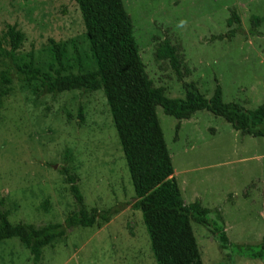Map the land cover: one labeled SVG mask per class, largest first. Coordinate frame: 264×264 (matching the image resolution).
<instances>
[{"label": "rangeland", "instance_id": "rangeland-1", "mask_svg": "<svg viewBox=\"0 0 264 264\" xmlns=\"http://www.w3.org/2000/svg\"><path fill=\"white\" fill-rule=\"evenodd\" d=\"M122 2L132 20L145 73L155 87L165 89L166 96L184 97L169 64L154 59L156 45L168 36L182 46L190 70L184 81L195 82L204 96L211 97L219 84L224 102L254 109L264 101V37H244L249 17L264 14V0ZM230 9H235L243 34L212 41L233 28L226 25ZM8 25L24 34L16 51L19 62H28L32 54L46 76L53 77L57 68L53 44L65 48L64 74L95 68L74 0H0V74L10 70L4 37ZM259 32H264V24ZM156 113L184 204L198 199L202 207L217 210L231 244L221 252L210 231L192 222L203 264H264L238 257L246 253L244 246L256 250L264 243V140L235 131L207 111L181 121L159 107ZM63 166L78 176L87 208L102 210L133 202V187L102 90L53 96L42 94L37 82L4 87L0 92V201L12 224L62 223L77 209L59 172ZM0 264L156 262L141 213L129 205L108 223L69 230L65 238L44 247L36 262L17 238L2 241Z\"/></svg>", "mask_w": 264, "mask_h": 264}, {"label": "trees", "instance_id": "trees-1", "mask_svg": "<svg viewBox=\"0 0 264 264\" xmlns=\"http://www.w3.org/2000/svg\"><path fill=\"white\" fill-rule=\"evenodd\" d=\"M74 1L81 13L95 68L83 73L64 74L65 48L51 42L57 68L53 69V77L46 76L34 64L32 54H29L28 62H19L16 51L23 42L24 34L15 25H8L4 37L9 46L5 56L10 70L0 74V92L14 82H37L42 94L53 96L71 91L92 93L102 90L133 187V202L115 204L102 210L87 208L78 176L69 167L63 166L59 172L69 186L77 209L68 213L62 223L42 226L12 224L8 212L1 209L0 201V242L17 238L36 262L44 247L65 238L69 230L108 223L131 205L132 209L141 213L156 264H203L192 222L210 231L221 252L230 249L231 244L217 210L213 212L202 207L198 199L184 204L173 177L174 169L156 109L161 108L165 115L178 121L188 120L196 112L207 111L230 124L235 131L264 140V101L254 109H246L237 102H224L219 84H216L211 97L204 96L195 82L184 81L190 70L184 64L182 46L173 44L168 36L156 45L154 59L169 64L181 82L184 97L166 96L165 89L155 87L145 73L133 35L132 20L122 0ZM248 23L245 38L264 37V32H259V27L264 24V14L250 16ZM226 25L233 28L225 34L213 36L212 41L231 40L236 34L244 32L235 9H230ZM78 118L83 120L81 110ZM179 128L178 123L175 133ZM46 205L47 202H44L43 206ZM211 213L215 214L214 218L209 217ZM243 249L246 255L238 257L264 262V243L258 244L256 250L249 246Z\"/></svg>", "mask_w": 264, "mask_h": 264}]
</instances>
